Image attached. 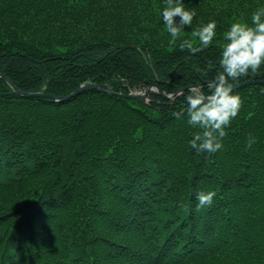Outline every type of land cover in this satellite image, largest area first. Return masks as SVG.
Segmentation results:
<instances>
[{
  "label": "trees",
  "instance_id": "obj_1",
  "mask_svg": "<svg viewBox=\"0 0 264 264\" xmlns=\"http://www.w3.org/2000/svg\"><path fill=\"white\" fill-rule=\"evenodd\" d=\"M183 2L196 15L173 44L165 0H0V264H264V83L233 90L242 106L215 153L190 147L189 89L11 92L207 94L224 33L264 0ZM212 20L208 48L180 50ZM262 79L264 65L230 82Z\"/></svg>",
  "mask_w": 264,
  "mask_h": 264
},
{
  "label": "clouds",
  "instance_id": "obj_2",
  "mask_svg": "<svg viewBox=\"0 0 264 264\" xmlns=\"http://www.w3.org/2000/svg\"><path fill=\"white\" fill-rule=\"evenodd\" d=\"M165 5L162 19L172 37L171 43L175 44L180 33L192 25L196 13L194 9H187L183 0H165ZM251 20V25L234 22L224 33L226 43L219 60L222 71L217 72L209 82L208 93L196 86L190 88L185 97L187 123L200 129L193 133L189 141L190 147L198 153L220 150L223 147L221 141L227 134L225 129L239 113L242 100L239 95L233 94V83L230 81H237L249 73L256 74L264 65V7L255 11ZM216 27L214 20L200 25L192 32V36L198 38L199 46H194L192 40L183 39L179 43L180 50H188L195 55L208 48L216 36ZM255 142V137L250 135L247 147L251 148ZM215 195L213 191L199 192L198 208L211 206Z\"/></svg>",
  "mask_w": 264,
  "mask_h": 264
},
{
  "label": "water",
  "instance_id": "obj_3",
  "mask_svg": "<svg viewBox=\"0 0 264 264\" xmlns=\"http://www.w3.org/2000/svg\"><path fill=\"white\" fill-rule=\"evenodd\" d=\"M123 47H128V46H120V48ZM256 83H264V79L262 80H249L240 84H237L233 87V90L235 88L247 85V84H256ZM198 85H187L185 87H182L180 89H178L176 92L167 95L164 92H162V90L157 86V84L155 83H148L146 87H144L142 90L140 91H132V92H128V93H120V92H116L113 91L109 85L107 83H86V84H81L77 89H75L74 91H72L71 93H69L68 95L65 96H54V95H46L43 93H39V92H22L20 90H15L14 92L17 94H22L24 96H45L48 98H51L55 101H60V100H65L68 99L70 97H73L77 94H79L81 91H85V90H89V89H95V90H99V91H103V92H107L109 94H113L122 98H126V99H137V100H141V99H145L146 97H148L149 93L154 92L156 94H158L159 96H162L166 99H170L171 97L176 96L177 94L183 92L186 89H190L192 87H196Z\"/></svg>",
  "mask_w": 264,
  "mask_h": 264
},
{
  "label": "rangeland",
  "instance_id": "obj_4",
  "mask_svg": "<svg viewBox=\"0 0 264 264\" xmlns=\"http://www.w3.org/2000/svg\"><path fill=\"white\" fill-rule=\"evenodd\" d=\"M90 83V82H89ZM140 89L141 88H139V89H136V90H134V89H130L128 92H134V91H140ZM15 90H20V89H15V88H13V90L11 91L12 93H14V94H17V93H15L14 91ZM20 91H22V90H20ZM22 92H25V91H22ZM163 92V91H162ZM39 93H42V92H39ZM120 93H122V92H120ZM165 94H167V95H170L171 93H165ZM18 95H22V94H18ZM22 96H24V95H22ZM149 97H150V93H149V95H148V97H146L145 99H141L143 102H147L148 100H149ZM162 97V96H161ZM172 98V97H171ZM135 100H137V99H135ZM134 104H136V105H139V106H141L139 103H134Z\"/></svg>",
  "mask_w": 264,
  "mask_h": 264
}]
</instances>
